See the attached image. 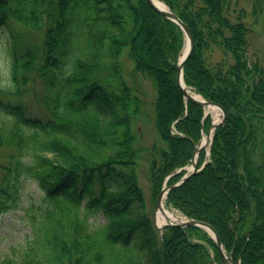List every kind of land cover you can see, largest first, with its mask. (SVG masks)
<instances>
[{
  "label": "trees",
  "instance_id": "16d2710c",
  "mask_svg": "<svg viewBox=\"0 0 264 264\" xmlns=\"http://www.w3.org/2000/svg\"><path fill=\"white\" fill-rule=\"evenodd\" d=\"M161 1L192 33L185 85L225 111L209 154L202 148L197 155V168L204 166L171 188L165 203L208 222L235 264H264V250L252 257L245 248H264V68L247 57L248 28L242 17L230 16L231 0ZM143 10L161 25L157 75L134 43L135 17L140 21ZM1 26L9 38V72L0 85V216L17 207L30 182L43 192L44 206L31 218L19 259L3 257L0 264H166L165 253L176 251L171 264H180L181 253L193 264H221L205 229L159 230L147 211L132 205L141 199L132 115L143 101L123 80V50L160 90L161 77L171 82L181 106L177 100L168 111L166 96L154 102L155 128L166 147H154L146 160L153 195L167 176L166 185L183 176L184 169L174 171L190 163L201 127L211 123L177 86L179 25L146 0H0ZM214 48L225 54L219 61L211 60ZM112 173L123 182L105 187ZM225 188L228 194H220ZM97 212L106 222L91 227L88 217ZM133 221L141 223L131 236L117 229Z\"/></svg>",
  "mask_w": 264,
  "mask_h": 264
},
{
  "label": "rangeland",
  "instance_id": "374dc122",
  "mask_svg": "<svg viewBox=\"0 0 264 264\" xmlns=\"http://www.w3.org/2000/svg\"><path fill=\"white\" fill-rule=\"evenodd\" d=\"M256 1V0H255ZM259 3L256 1L254 3V0H231V10H230V16L238 15L242 17L246 28H248L246 33V38H248V44H247V50H248V59L251 61H255L256 59L259 60L261 65L264 68V0H258ZM255 6V7H254ZM260 6V7H259ZM256 9L253 13L252 10ZM259 8V12L258 11ZM261 10V11H260ZM146 11H142V17L141 20L138 21L135 17V22L137 27H139L137 31V35L134 39V43L136 45H140L142 48H140V53L143 54L144 57H148L151 60L152 63V72H154V75H157L159 73V70L162 69V67L159 66L160 61V29L161 25L159 20L156 17H153L151 14L146 15ZM151 17L149 19V17ZM139 17V18H140ZM123 19V14L121 15V18ZM142 31V32H140ZM30 37V36H29ZM24 37L23 42L25 44L28 43V39ZM26 40V41H24ZM31 41H29L30 43ZM9 38L7 34V30L5 27L1 26L0 28V85L3 83H6L8 79V69H9ZM211 54V60H218L222 58V55L225 56L222 52L218 51L214 48ZM120 57V63L119 66L123 68V80L125 78V81L129 88H131L132 94L140 97L141 101H143V107H141L142 110H140L137 114H133V132L135 134V140L133 141L134 148L136 150V154L139 155V160H137V188L140 190L141 199H133L132 205L134 207V210L143 209L147 211L146 219H153L155 208L154 204L156 201V195H153L149 180H148V164L146 163L147 158L149 157L150 151L153 150L155 147L156 149L161 147H166V142L164 141L163 137L159 135L158 131L155 128V122H154V102L158 100V96L161 100H165V97L167 98L165 108L170 111V107L175 108V102L177 101V108L181 109L180 103H179V97L178 93L174 90L171 82L163 81L162 77L159 80L161 84V90L159 85H155L154 81L151 80L149 74L140 70H137L135 67V59L130 54L127 48H125L121 54ZM136 69V70H135ZM164 75L167 77L168 75L165 74V70L163 69ZM160 74V73H159ZM162 76V75H161ZM185 84V83H184ZM92 90L95 88L97 84H92ZM101 84H99V89L101 92H103V89H101ZM187 86V85H186ZM190 89H193V87L188 86ZM94 92V91H93ZM92 92V93H93ZM172 103V104H171ZM173 105V106H171ZM210 115L211 121L213 120L212 114L210 112H206ZM206 116V114L204 115ZM211 124V123H210ZM121 125V124H120ZM201 133L200 139L204 136V132H208L210 128L207 130L203 129L201 127ZM206 135V134H205ZM197 141V142H198ZM196 142V143H197ZM208 144L204 148L206 151V154H209L208 151ZM112 179H106V182L104 183L105 187L112 186L114 183L119 182L122 183L123 179L122 176L119 174H111L110 175ZM114 177V178H113ZM166 180V179H165ZM203 191L201 188H198V194H202L201 191ZM22 194L19 198V201L17 202V207L8 210L7 212H4L0 216V258L3 257H13L19 259V256L21 255V252L23 250V245L31 238L32 233V225L30 224L32 216L39 217L41 208L44 206V202H42V191H39V189L36 186L35 182H30L29 185H27L23 190H21ZM229 190L225 188L224 191L221 190L220 194L227 195ZM154 197V198H153ZM130 197H125V201H129ZM166 197L164 198L165 202ZM166 207H169L173 210H176L182 218L185 216L178 211L177 209L166 205ZM132 207V208H133ZM89 223H91V227H95L99 224H103L106 221L104 220V216L101 212H97V214L90 215L87 220ZM136 221H141L136 220ZM133 224H121L117 228L119 231L128 232V236H131L132 232H134L135 227L138 225V223L141 222H132ZM163 229V228H162ZM161 229V230H162ZM251 230V229H250ZM249 230V232H250ZM150 236V232H149ZM137 240V239H136ZM134 242V241H133ZM248 252H252V257H258L260 252L264 250V248H250V244L246 243V247ZM219 251V250H218ZM180 253V252H179ZM229 260H231L230 254L225 253ZM167 253H165V262L166 264L173 263L172 260L176 259L177 251L170 256H166ZM178 259V262L180 264L184 263V260L186 262L188 261L190 264H193L192 260L189 261V259L181 254ZM187 258V259H186ZM221 258V257H220ZM195 264V263H194ZM222 264V261H221ZM232 264H235L232 260Z\"/></svg>",
  "mask_w": 264,
  "mask_h": 264
},
{
  "label": "water",
  "instance_id": "95a60500",
  "mask_svg": "<svg viewBox=\"0 0 264 264\" xmlns=\"http://www.w3.org/2000/svg\"><path fill=\"white\" fill-rule=\"evenodd\" d=\"M146 1L150 5V7L152 9H155L159 14H161L165 18L167 17L168 19H170L173 22H175L176 24H178L180 29L183 30V32H184V40L188 42L187 48L182 51L183 53L178 58L177 73H176V75H177L176 76L177 86H179V88L181 89L182 95L184 96L185 100L187 102H190V103L192 102V103H194L196 105H199L201 107H204V105H216V106H218L221 109V119L219 121H216V122L212 121L211 125L209 127L210 129L208 130V133H207V136H208V139H209L207 142L209 143V145H211V142H212L211 137H212L213 131L215 130V126L221 124L225 120V111H224L222 106H220L218 103H216L214 101L212 102L210 100H207L203 96H200L199 94L196 93L198 96H200L202 98V99H198V98H196V97H194L192 95L191 96L188 95L187 92H186V89L184 87L185 84H184V80H183L182 70H183V67L185 65V61L187 60V58L191 54V50H192L193 45H194V41H193L191 30H189V28H187L185 23L181 19L178 18L177 14H175L168 7L165 10L164 9H160L155 4H153L151 0H146ZM205 114L206 113L204 112V115ZM211 131H212V134L210 136V132ZM202 141L203 140L201 138L200 141H198L196 143L195 147H194V150H193L194 153H193L192 158L190 159V162H191L190 168H188L187 166L183 167V168H186L188 170V172H185L183 177L180 178L178 181L173 182V184L163 185L162 186V189L159 191V193L156 196L157 198H156V201H155V204H154L155 212L158 209H160L163 196L165 197L166 193L171 188H173L174 186H178V185L184 183V181H186L191 175L194 174L195 171L198 170L197 169V162H196L197 154H198L199 150L201 148H203L207 144V142L202 143ZM202 167H203V165H202ZM181 169H178L177 171H179ZM154 215H155V213H154ZM153 219H154V217H153ZM154 223L156 225L155 219H154ZM168 225H173V226L177 225L179 227H186V226H196L197 227L198 226V227L204 228L205 230H207L210 233L212 239H214L215 244H216V248L219 250V255L221 257L222 264H232V260H229L227 255L225 254V250L222 247L220 238H218L216 230L208 222L206 223L205 221H202V220L193 219V218H186L185 217V219L183 218L180 221L174 220L173 222H164L163 225L160 227V229H162V228H164V226H168Z\"/></svg>",
  "mask_w": 264,
  "mask_h": 264
},
{
  "label": "bare ground",
  "instance_id": "6f19581e",
  "mask_svg": "<svg viewBox=\"0 0 264 264\" xmlns=\"http://www.w3.org/2000/svg\"><path fill=\"white\" fill-rule=\"evenodd\" d=\"M151 1L153 4H155L160 9L165 10L167 8V6L161 0H151ZM187 46H188V42L186 41L184 44L183 50H185ZM184 87L188 95L190 96L192 95L198 99H202L200 96L196 94V92H194L188 86L184 85ZM204 107H205L206 112H210L212 114L213 122L219 121L221 119V109L218 106L204 105ZM202 140H203L202 143L207 142L209 140L207 134L206 135L204 134V136L202 137ZM164 198L165 197L163 196L161 207L155 212V215H154V219H155L156 225L159 227V230L164 222H173L174 220L180 221L181 219H183L181 216H179L176 210H173L165 206Z\"/></svg>",
  "mask_w": 264,
  "mask_h": 264
}]
</instances>
